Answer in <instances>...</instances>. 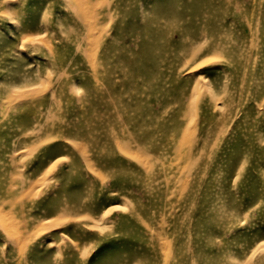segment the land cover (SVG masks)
<instances>
[{"label": "rangeland", "instance_id": "obj_1", "mask_svg": "<svg viewBox=\"0 0 264 264\" xmlns=\"http://www.w3.org/2000/svg\"><path fill=\"white\" fill-rule=\"evenodd\" d=\"M0 264H264V0H0Z\"/></svg>", "mask_w": 264, "mask_h": 264}, {"label": "bare ground", "instance_id": "obj_2", "mask_svg": "<svg viewBox=\"0 0 264 264\" xmlns=\"http://www.w3.org/2000/svg\"><path fill=\"white\" fill-rule=\"evenodd\" d=\"M72 209H73V208H72ZM68 211H69V210H68ZM71 211H72V210H71ZM76 211H77V210H76ZM249 242H250V241H249ZM247 244H248V243H247ZM255 244H256V243H255ZM247 246H248V245H247ZM258 247H259V246H258ZM256 249H257V248H256ZM256 249H255V250H256ZM254 252H255V251H254ZM247 253H248V252H247ZM247 253H246V254H247Z\"/></svg>", "mask_w": 264, "mask_h": 264}]
</instances>
